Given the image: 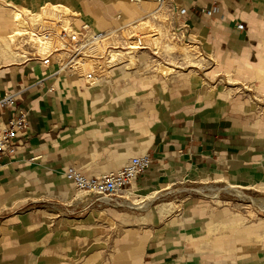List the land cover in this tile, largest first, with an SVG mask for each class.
Segmentation results:
<instances>
[{
	"label": "crops",
	"instance_id": "0c3cea01",
	"mask_svg": "<svg viewBox=\"0 0 264 264\" xmlns=\"http://www.w3.org/2000/svg\"><path fill=\"white\" fill-rule=\"evenodd\" d=\"M170 1L178 27L207 53L209 66L195 71L207 84L189 83L188 73L143 74L142 53L136 72L117 66L88 86L56 66L17 61L0 43V97L16 100L0 123L28 114L14 155L0 160V264H264V217L202 194L152 208L161 192L186 184L264 199V0ZM138 3L0 0V34L15 32L6 9L65 6L75 28L106 30L127 24ZM144 156L150 167L124 196L151 204L148 211L86 209L65 179L69 168L97 177Z\"/></svg>",
	"mask_w": 264,
	"mask_h": 264
},
{
	"label": "built area",
	"instance_id": "2783aa9c",
	"mask_svg": "<svg viewBox=\"0 0 264 264\" xmlns=\"http://www.w3.org/2000/svg\"><path fill=\"white\" fill-rule=\"evenodd\" d=\"M161 2L163 0H157ZM138 3V0H131ZM178 11V10H177ZM179 12V11H178ZM78 19L75 13H55L43 17L31 12L22 14V28L13 36L12 54L22 63L37 61L41 67L56 66L57 74L75 75L93 85L110 69L118 66L112 60L113 53L122 51L126 24L106 30H94L83 24L74 27ZM236 28L243 30V25ZM15 96L0 97V112L15 107ZM27 113L19 112L6 123H0V160L12 157L17 148V137L28 126ZM149 157H136L121 169L97 177H86L73 168L65 173V179L83 195L84 208L99 206L126 207V188L150 167Z\"/></svg>",
	"mask_w": 264,
	"mask_h": 264
},
{
	"label": "rangeland",
	"instance_id": "374dc122",
	"mask_svg": "<svg viewBox=\"0 0 264 264\" xmlns=\"http://www.w3.org/2000/svg\"><path fill=\"white\" fill-rule=\"evenodd\" d=\"M170 2H171L170 0H167V3L165 5L166 10H164L165 19L168 22L167 27H166L167 34H169L167 35V37L164 38V41L175 44L176 50H173V52L175 53L171 55L170 53L165 54V52H162V50L152 51L146 45H141L139 49L132 51V53L130 54H127L128 52H131V51L129 49L130 47L127 45V42L125 41V42H122L120 45L123 48L122 53L126 55L125 59L127 61L123 62V60H120L116 62L118 64V68H132L134 69V71L132 72H136V70L140 68L139 64L141 63V60H139L138 56L141 55L142 53H145L148 56L146 63L150 62L151 64H157L160 62L166 67L168 66L169 68H171L172 74H175L176 72L181 73V74L190 73V72L198 71V70H202L204 72L205 69L209 66L207 63V53L205 52L204 47L199 43V40H197L196 38H193L192 41L190 42V39L187 36L189 35L187 34L188 33L187 29L184 27H178L176 23L178 22V11L177 9H172L170 7L171 5ZM153 5L154 7H157V3H154ZM132 6L136 8L134 4ZM41 9L34 10L33 13L39 12L43 16L44 13L42 12ZM14 10L21 11V12L27 11L26 9L19 8V7H15ZM64 10L70 13V10L66 9L65 7H64ZM139 10L141 12L139 16H147V17L152 16L156 12L155 11L154 13H148L151 11H145L142 8H139ZM6 12L9 16L14 13L12 11H6ZM133 19L134 17H131L128 23L132 22ZM12 25L14 24L13 23L11 24V27H10L11 31H13ZM175 28L184 29L185 33L184 32L177 33L175 32ZM146 33L147 31H142V32H139V35H143L142 38H144V34ZM173 33L175 34L172 35ZM140 42L144 44L145 42H147V39L146 38L140 39ZM1 43L4 46V48L5 46L8 48L9 52L8 51L7 52L10 53L11 48L9 47L11 46L9 45L8 47V40L4 39L3 41H1ZM183 48L190 50L189 57L187 55H183L182 53L181 55H179L180 51H182ZM152 61H155V62L152 63ZM125 65L126 67H124ZM155 68L156 67H151L143 71L142 73L143 74L154 73ZM204 83L207 84L206 79H204ZM213 186H217V185H214L211 183H205V184L201 183V184L176 185L174 187H169L167 191L160 193L162 194V196H160L157 200H155L152 203V208H155V207H158L164 204L165 205L173 204L175 206H178V205H181V203L191 200V199H196V200L201 201L203 199L202 196L205 197L206 195H208L210 199H219V201L221 202L219 204L220 207H232L235 209V212L237 213H240V214L241 212L245 213V217H247L248 219L256 220L257 218L264 217V212H263L264 211V203H263L264 199H262L261 195L257 193L250 194L249 192H244V191L243 193L242 191L236 188H233V187H229V186L219 187V188H216ZM216 189L218 190L216 191ZM195 190L197 193L195 192ZM209 190L210 191L212 190V192H210ZM233 190L242 193L245 197H247V200H242L241 198H238L237 196H235L233 194ZM200 194H202V196ZM125 195L127 196L128 194L125 193ZM234 196L246 202H242L238 200L237 198H235ZM127 198L125 197V199L129 200L130 202V203H127V206L130 205L129 207H132L131 203L140 204L142 202L141 199H136L135 197L134 198L127 197ZM144 203H141V205H143ZM148 205L150 206L151 204H148ZM140 211H144V210H140ZM260 212H263V213H260Z\"/></svg>",
	"mask_w": 264,
	"mask_h": 264
},
{
	"label": "bare ground",
	"instance_id": "6f19581e",
	"mask_svg": "<svg viewBox=\"0 0 264 264\" xmlns=\"http://www.w3.org/2000/svg\"><path fill=\"white\" fill-rule=\"evenodd\" d=\"M138 2H139L138 4H135V6H137V7L136 8L132 7V10H131V16L130 17H134V19L132 20V22L126 24L127 26H126L124 33H123V35H124L123 37H124L125 41L127 42V45L130 47L129 49L131 51V52H128L127 54H130V53H132V51L139 49L141 45H146L152 51L162 50V52H165V54L170 53L171 55L173 53H175V52H173V50H176L175 44L168 43V42L164 41V38L167 37V35H169V34H167V29H166L168 22L165 19V13H164V10H166L165 5L167 3V0H163L161 2H158L157 0H138ZM140 3H141V5H140ZM154 3H157V7H154V5H153ZM64 7L65 6L55 7V6L46 5V7H43L41 9L42 12L44 13L43 17H49V16L53 17V16H55V13H57V12L68 14V12H66L64 10ZM65 8L69 9L68 7H65ZM139 8H142L145 11H151L148 13H154L155 11L156 12L152 16H149V17L139 16L141 13ZM6 11H9V10L6 9ZM23 13H28V12H18L17 11V12H14L12 14V20H13V23L15 26V32L12 35H11V33L0 34V43L4 39H6V40H8V47H9V45L11 46L12 41L14 39L13 36L17 35L20 32V28H22L21 23H22V14ZM37 15H39V14H37ZM10 27H11V24H10ZM142 31H147V33L144 34V38L147 39V42H145L144 44L142 42H140V39H144V38H142L143 35H139V32H142ZM11 32H13V31H11ZM175 32L182 33V32H184V29H176L175 28ZM174 34L175 33H173L172 35H174ZM9 48H11V47H9ZM5 50H6V52L7 51L9 52V50L6 46H5ZM189 51L190 50L183 48V50L180 51L179 55H181V53H182L183 55H187L189 57L190 56ZM10 54L13 56L12 49L10 50ZM12 56H10V59L7 60V62L15 61V59H13ZM125 57H126V55L123 54L122 51H116L113 53L112 60H116V61L123 60V62H124V61H127L125 59ZM129 58H131V57H129ZM153 62H155V61H152V63ZM150 64H151L150 62L146 63L144 66V69L147 70L151 67H156L154 70L155 74L160 76L161 78H166V77H169L170 75H172V69L169 68L168 66L166 67L165 65L161 64L160 62L157 64H151V65ZM107 75L108 74L103 76L106 80H108L110 77V74H109V76H107ZM62 76H64V74ZM184 77H186L185 79L188 80L189 83L200 84V85L204 84V81L202 80V78L195 71L190 72L188 74H185ZM95 84H93V85H95ZM217 190L218 189H216V191ZM210 192H212V190ZM233 194L235 196H237L238 198H241L242 200H247V197H245L240 192L233 190ZM205 197L210 198L208 195H206ZM253 202H255V201H253ZM131 206L134 208H137L139 210H144V211L149 210V207H150L147 203L145 206H142V207L136 206L134 204H132ZM195 264H197V263H195Z\"/></svg>",
	"mask_w": 264,
	"mask_h": 264
}]
</instances>
